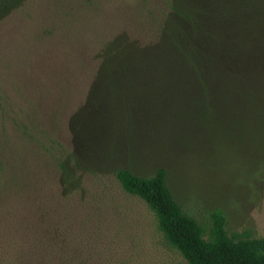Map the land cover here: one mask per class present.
Segmentation results:
<instances>
[{"label":"rangeland","instance_id":"1","mask_svg":"<svg viewBox=\"0 0 264 264\" xmlns=\"http://www.w3.org/2000/svg\"><path fill=\"white\" fill-rule=\"evenodd\" d=\"M172 3L26 0L0 20V264H188L118 168L163 167L205 229L219 210L264 237V26L191 65Z\"/></svg>","mask_w":264,"mask_h":264},{"label":"trees","instance_id":"2","mask_svg":"<svg viewBox=\"0 0 264 264\" xmlns=\"http://www.w3.org/2000/svg\"><path fill=\"white\" fill-rule=\"evenodd\" d=\"M25 1L0 0V20ZM256 20L264 26V0H173L164 28L170 40L166 39L186 60L183 63L194 65L196 52H200L198 66L218 67V50L239 48L236 45L241 40L239 36L249 33V24ZM261 31L263 34L262 28ZM263 44L261 41L260 55L264 57ZM244 96L249 101L256 94L249 91ZM242 106L246 116L254 114L251 104ZM115 177L127 193L141 198L153 211L165 239L188 264H264V237L229 234L219 210L210 213L211 223L205 229L182 209L167 183L163 167L147 176L118 168Z\"/></svg>","mask_w":264,"mask_h":264}]
</instances>
